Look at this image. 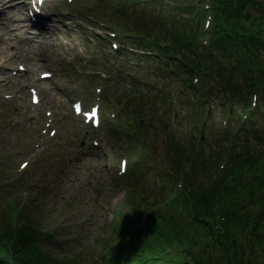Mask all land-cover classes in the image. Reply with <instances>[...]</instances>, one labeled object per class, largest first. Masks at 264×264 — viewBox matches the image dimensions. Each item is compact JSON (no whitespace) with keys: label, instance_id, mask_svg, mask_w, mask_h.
<instances>
[{"label":"rangeland","instance_id":"1","mask_svg":"<svg viewBox=\"0 0 264 264\" xmlns=\"http://www.w3.org/2000/svg\"><path fill=\"white\" fill-rule=\"evenodd\" d=\"M7 1L0 0V59L3 61V65L7 66L6 75L15 68L18 60L28 62L32 74L11 77L10 81L0 84V102L3 103L0 104V107L3 105L5 108L4 112L0 114V179L4 178L8 181L4 188H0V230L2 229V233H4L8 226V222L2 218L1 210L7 207L10 200L16 198L23 205V210L30 211L38 217L42 229L46 230L52 227L55 229L53 240L44 243L46 249L51 253L67 258L70 260L69 263H74L72 261L75 258V262L83 264H103L99 252L102 241L106 239L107 223L110 221L114 207L115 211L122 210L119 200L123 192L117 183V165L119 158L125 156V153L123 147L119 148L115 141L112 142L110 134L102 130L95 135L82 121L72 116L70 97L72 93L79 90L78 82L84 80L83 74L98 81L99 77L104 74L111 77L109 69L105 60L102 62V53L99 54L96 48H94V53H91V46L83 40L86 38L82 37L86 30L78 27L73 12L57 9L52 1L47 5L45 14L40 17V21L44 24L38 23L40 28L33 29L28 20L21 17L22 8L14 5L19 4V1L11 0V4H7L5 9H2L3 4ZM180 17L184 19L183 15ZM38 29L44 30L47 43L52 41V44H49L44 51L41 48L43 56L53 54L58 56L55 64L60 71L59 75L52 82L41 83L44 89L42 91V106L52 111L53 106H57V121L64 118V123L59 127L58 141H53L50 144L51 147H54L62 142L59 150L64 153V161L55 170L49 164L48 175L38 179L33 197L30 194L31 190L21 192L9 179L16 174V164L21 159L30 157L35 160L34 163L39 159L45 160V154L41 155L44 151L42 150L43 152L40 151L41 153L38 154L39 152L33 147V140L36 138L38 130L32 128V122L29 123V102L26 88L27 83L35 79L36 71L44 66L43 59L37 55L33 54L31 57L25 55L26 50L33 51L26 36H33ZM21 35L24 37L19 39ZM79 48L83 50V55L77 53ZM1 60L0 62H2ZM70 60L73 61L67 75L62 70L67 68L66 65ZM125 64L129 69L146 72L145 75L155 82L154 86L146 88L148 97L142 96L137 120H140L141 117L143 132L151 144L149 155L140 163V180L144 183L145 190L154 197V201H158L161 198L159 193H154L152 190L163 194L168 189V182L165 180V175L158 176L155 169H161L165 173L164 169L172 157L171 147L168 140L164 138L165 134L170 131L174 137L173 141L175 140L178 145H184L186 138L188 139L189 134L192 133V131H187L188 126L191 125L188 123L191 109L187 103L176 102V99L173 98L175 107L168 125L165 119L160 121L158 115L163 113L161 109L163 103L162 99L155 95L163 90L172 96L170 78L167 80L162 78L161 74L147 71L144 67L139 68L134 62L132 64L125 60ZM216 72V74L211 72L207 79V84L212 86L211 102L214 113L200 160L209 155L211 161L217 157L216 144L218 140L213 125L219 120L218 114L221 105L218 97L220 92H217L220 75L218 70ZM233 80L238 89L237 97L223 93L226 96L222 98L238 102L246 94L243 77L239 70L235 72ZM122 84L119 82V78L116 80V77H112L107 86L116 89ZM113 89L112 92H114ZM4 94L13 95V98L3 101ZM156 100L159 102L160 108L154 110L149 107V104L151 105L152 101ZM42 106L38 108L39 119L36 123L38 126L42 120ZM65 112L66 116L62 117ZM164 127L167 131L164 130ZM94 136H96L99 145H94L91 141V144L96 147L91 149L89 148L90 139ZM259 136L254 134L249 138L250 145L248 144V146L251 148L249 154L252 152L257 155L264 152L263 124H260ZM77 142L84 146V152L74 148ZM138 155L139 152H132L130 157L134 158ZM70 161L74 164L69 165ZM251 165H255V162H251ZM26 172L33 173L32 165ZM208 172L209 170L202 175H206ZM42 185H44L43 190ZM72 193L74 195L71 198ZM65 201H69L68 207H66ZM216 213H220V211L216 210ZM253 249L254 252L251 254L256 256V262L259 261V264H263L264 250L262 251V246L253 247ZM213 261V264H216L217 258Z\"/></svg>","mask_w":264,"mask_h":264},{"label":"trees","instance_id":"2","mask_svg":"<svg viewBox=\"0 0 264 264\" xmlns=\"http://www.w3.org/2000/svg\"><path fill=\"white\" fill-rule=\"evenodd\" d=\"M239 4L240 6L244 4V0H239ZM167 10L148 16L147 21L144 17L149 15L150 11H144L139 14L140 17H136L134 25L144 32L152 31L149 22L164 27V22L170 17ZM239 12L240 7L232 9V16L237 17ZM252 12L255 14L252 22L246 24V21L244 25L239 26L237 34L231 32L213 41L216 54L207 78L211 72L216 74L218 70L220 75L217 84L219 87L217 92H220L218 97L226 96L223 93L237 97L238 89L233 80L237 70L243 77L246 92L251 85L249 75L252 71H257L261 83L264 84V0H252L250 13ZM125 23H129L127 18ZM176 24L178 34L174 49L182 57H192L191 61H194V50L198 49V46L197 43L192 44L189 41H194L195 31L188 19H177ZM187 29H190L191 33H188ZM197 62L198 60L193 62V65L197 66ZM175 67L179 72H186L185 65L178 61L175 62ZM165 78L167 80L170 78V82L175 79L171 75ZM205 84L211 93L212 86L206 82ZM155 96L162 99V115L168 113L165 98L169 95L160 90ZM262 98L264 99V91ZM179 102L188 104L191 109L190 118H199L200 111L194 109L188 93H184ZM152 104H149L150 108L154 110L160 108L157 100L152 101ZM140 107L141 103L136 117L139 115ZM261 112L262 110L257 111V117L252 119L254 126L244 128L239 143L242 147L236 152L237 155L245 144L250 143L249 138L254 134L260 135V126H257V122L264 121V114ZM139 119L138 128L144 131L141 117ZM173 139L170 133L165 140H168L171 147L170 163L178 173L185 152H192L194 147L193 142L187 144L186 141L184 145H178ZM216 153L218 155V152ZM260 156H264V152L257 155L251 152L247 162L245 160L240 163L239 160H234V165L241 167L246 165V169H243L239 176L233 177L234 172L227 170L220 179L205 185L208 178L204 179L202 174L210 167L209 155L200 160V165L195 166L190 175L185 176L187 188L183 199L163 204L161 203L167 191L160 194L159 191L152 190L161 197L154 201V197L145 190L144 183L140 180L141 165L131 169L128 193L124 199L128 210L119 213L118 229L114 234L117 235L119 245L114 254L107 251L103 254L102 251L107 245L106 242L101 243L99 257L103 264H213L216 258V264H259V261L255 260L256 256L251 253L254 252L253 247L257 246H262V251L264 250V171L261 177L251 173V162H258ZM199 157L201 155H197L196 160ZM155 172L158 176L165 175L168 184L169 177L174 174L173 172L167 176L161 169H155ZM247 184H250L249 188ZM138 190L141 194L136 193ZM196 191L199 193L196 194ZM216 210L220 213H216ZM1 214H7L4 219L8 226L4 233L2 229L0 230V264H83L75 262V258L72 261L74 263H69L70 260L67 258L58 257L46 249L44 243L53 240L54 230L42 229L38 217L30 211L23 210L19 200L9 201L7 207L1 210Z\"/></svg>","mask_w":264,"mask_h":264},{"label":"snow or ice","instance_id":"3","mask_svg":"<svg viewBox=\"0 0 264 264\" xmlns=\"http://www.w3.org/2000/svg\"><path fill=\"white\" fill-rule=\"evenodd\" d=\"M41 3H42V0H41ZM45 75H49L50 73H44ZM25 165H22V167H24Z\"/></svg>","mask_w":264,"mask_h":264}]
</instances>
